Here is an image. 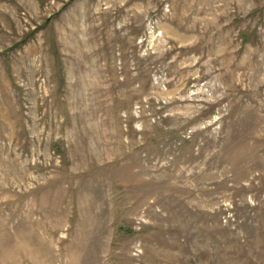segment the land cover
<instances>
[{
    "label": "rangeland",
    "instance_id": "rangeland-1",
    "mask_svg": "<svg viewBox=\"0 0 264 264\" xmlns=\"http://www.w3.org/2000/svg\"><path fill=\"white\" fill-rule=\"evenodd\" d=\"M263 108L264 0H0V264H264Z\"/></svg>",
    "mask_w": 264,
    "mask_h": 264
},
{
    "label": "bare ground",
    "instance_id": "bare-ground-1",
    "mask_svg": "<svg viewBox=\"0 0 264 264\" xmlns=\"http://www.w3.org/2000/svg\"><path fill=\"white\" fill-rule=\"evenodd\" d=\"M259 106V105H258ZM257 107V106H256ZM258 108V107H257ZM264 109V108H263ZM257 110V109H256ZM259 111V110H258ZM262 112V111H261ZM259 113V112H258ZM262 114V113H261Z\"/></svg>",
    "mask_w": 264,
    "mask_h": 264
}]
</instances>
